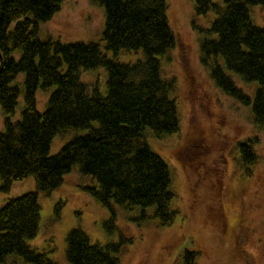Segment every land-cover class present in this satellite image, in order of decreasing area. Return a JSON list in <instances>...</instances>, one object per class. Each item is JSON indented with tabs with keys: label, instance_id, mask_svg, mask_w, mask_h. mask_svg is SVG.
Wrapping results in <instances>:
<instances>
[{
	"label": "trees",
	"instance_id": "obj_1",
	"mask_svg": "<svg viewBox=\"0 0 264 264\" xmlns=\"http://www.w3.org/2000/svg\"><path fill=\"white\" fill-rule=\"evenodd\" d=\"M92 1L105 10L102 39L106 49L114 56L142 50L143 58L117 60L94 41L39 38V23L53 17L63 0H0V104L6 114L5 129L0 132V192H7L13 180L33 176L38 189L49 194L78 165L80 173L97 181V186L85 189L103 205L111 207L115 201L126 208L151 206L159 224L170 225L178 212L172 205V171L147 138L148 132L163 137L180 129L178 105L170 94L175 80L163 76L160 59L177 43L168 2ZM256 4L264 5V0H195V11L197 15L217 13L208 29L215 36L201 41L203 60L213 57L211 75L217 86L248 105L264 128V27L254 23L249 9ZM98 66L107 70L106 95L97 86L89 91L80 78L81 68ZM227 70L245 82H259L255 94L239 87ZM21 73L24 108L22 118L13 121L10 115L21 92L15 80ZM40 86H55L43 112L37 108ZM74 128L88 131L50 154L54 137ZM254 142L249 139L239 145L249 172L257 158ZM63 204L57 203V213ZM115 220L112 213L104 223L107 231L116 229ZM40 222L36 191L8 198L0 206V264L10 254L32 264H57L46 251L28 243L38 234ZM124 240L101 245L81 228H73L66 235V258L70 264H119ZM198 256L197 251L186 250L177 264H196Z\"/></svg>",
	"mask_w": 264,
	"mask_h": 264
},
{
	"label": "rangeland",
	"instance_id": "obj_2",
	"mask_svg": "<svg viewBox=\"0 0 264 264\" xmlns=\"http://www.w3.org/2000/svg\"><path fill=\"white\" fill-rule=\"evenodd\" d=\"M167 2L177 43L160 59L163 76L175 80L170 94L178 105L180 129L163 137L148 132L147 138L172 171L171 189L175 194L172 205L178 211L175 220L161 226L151 206L126 208L115 201L111 207L103 205L85 189L97 186V181L80 173L78 165L49 194L38 189L33 176L13 180L7 192H0V206L8 198L38 192L40 228L28 243L46 251L57 264H70L66 258V235L73 228H81L93 243L101 245L124 237L119 264H177L186 250L199 253L196 264H264V128L257 124L248 105L217 86L211 75L213 57L209 62L202 58L201 41L215 36L208 29L217 13L211 10L197 15L195 0ZM249 9L254 23L264 27V5H249ZM104 26L102 6L92 0H63L53 17L39 23L38 37L63 42H98L108 56L120 61L133 62L144 57L142 50L121 51L114 56L102 39ZM14 56L19 58V49L14 51ZM217 60L224 67L223 58L219 56ZM227 72L251 95L260 86L259 82L248 83L238 74ZM80 78L89 91L97 86L106 95L108 74L104 66L81 68ZM23 80V73L15 80L21 92L10 115L13 121L22 118ZM54 89L55 86L38 88L39 111L46 109ZM5 118L0 104V132L5 129ZM87 131V128H74L56 135L50 154ZM249 139L255 140L257 155L250 172L243 166L239 147ZM60 201L64 204L57 213L55 207ZM112 213L117 227L109 232L104 223ZM1 264L32 263L18 254H10Z\"/></svg>",
	"mask_w": 264,
	"mask_h": 264
}]
</instances>
